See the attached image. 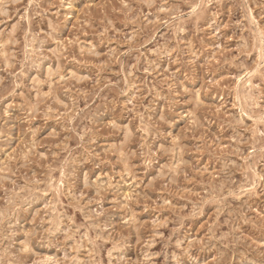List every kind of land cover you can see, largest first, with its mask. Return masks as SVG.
I'll return each instance as SVG.
<instances>
[{
    "label": "clouds",
    "instance_id": "obj_1",
    "mask_svg": "<svg viewBox=\"0 0 264 264\" xmlns=\"http://www.w3.org/2000/svg\"><path fill=\"white\" fill-rule=\"evenodd\" d=\"M184 2L188 13L166 9L168 0H0V264H39L37 245L59 249L68 241L74 252L90 247L88 264H103L105 242L112 244L108 264L125 246L139 255L119 264H264V71L251 83L264 69V24L251 16L250 0H242L248 36L232 50L237 54L214 53L200 63V49L181 33L203 0ZM251 2L264 21V0ZM162 27L168 32L158 39ZM85 34L93 39H83ZM48 42L55 45L49 53L37 47ZM253 53L251 63L240 59ZM66 61L74 63L68 67ZM217 74L239 109V118L227 121L233 136L224 150L201 122L203 113L216 114L202 97L216 86ZM241 74L244 83L234 89ZM220 103L227 110L228 101ZM201 152L209 156L207 166L199 163ZM188 153L197 154L192 163L185 160ZM106 163L112 166L106 181L89 183V171ZM32 165L46 166L45 178L33 180ZM78 169L85 190L96 189L95 199L78 211L113 192L116 176L127 184L132 195L122 192L112 201L125 213L119 233L93 234L101 213L85 214L77 224L66 211H51L58 196L68 200V209L84 200L72 191ZM53 173L59 178L53 180ZM237 173L241 180L233 178ZM150 192L161 195L152 199ZM44 193L55 204L37 212L31 227L11 223ZM137 203L143 212L167 214L141 222ZM133 232L135 245H125Z\"/></svg>",
    "mask_w": 264,
    "mask_h": 264
},
{
    "label": "rangeland",
    "instance_id": "obj_2",
    "mask_svg": "<svg viewBox=\"0 0 264 264\" xmlns=\"http://www.w3.org/2000/svg\"><path fill=\"white\" fill-rule=\"evenodd\" d=\"M158 4L163 3V0H157ZM115 7L116 4L114 3ZM135 6V5H133ZM166 9H175L179 8V10L183 13H188L192 9L189 3H185L184 0H168V3L163 4ZM123 7V5H120ZM249 7L252 9L251 16L257 20L258 23L264 24V21L260 20V8L251 2H249ZM144 11L147 13V8H144ZM244 14L245 9L242 4V0H203V7L196 9L195 13L190 18H186L184 24L182 25L185 29L181 36L191 38L193 44L196 45L197 48L200 49L202 55H200V63H203L206 59H211L214 53H223L224 56H232L237 53L232 50L239 47L243 44V40L240 39L241 36L247 38L248 33L245 31V23L244 22ZM19 15H23V9L21 8V12ZM19 15L8 21V24H14L16 19H19ZM116 15H120L119 12ZM162 16L164 14H161ZM152 19V17H150ZM209 25H212L209 27ZM121 25L117 24V28L119 29ZM129 28H132L133 25H129ZM46 30V29H45ZM165 32H168L166 27H162L159 32H157V38L159 39ZM60 35L66 38L69 42V45L72 43V37L67 35L62 29ZM83 39L91 41L93 38L85 34ZM114 46V45H113ZM149 47L151 45H148ZM37 47H42L45 53H49L55 45L52 42H48L44 45L38 44ZM106 46H101L97 49V51H103ZM78 51V50H77ZM257 58V54L253 53L251 57L241 56V60H248L251 63L253 60ZM219 62V57L217 60V65ZM49 62L45 61V66H47ZM74 61H66L68 67L72 66ZM264 69H258L257 74L252 77L251 83L259 82V74ZM235 72V69L233 70ZM32 76L35 75L33 72ZM203 76V72L200 73ZM208 76H211V73H208ZM246 77L241 74L240 79H236L233 83V88H237L244 83V79ZM221 77L217 74V84L215 87H209L206 91V95L202 97L206 104L213 106L217 111L215 115L211 113H203L201 122L204 124V128L209 133L210 139H221L223 143H221V150L226 149L227 144L230 142V138L233 136V128L227 126V121H229L233 116H237L239 118L238 113L239 109L234 107V95L229 97L227 95L229 89L223 87V84L220 83ZM203 83V80L200 81ZM228 101L227 110L224 106L221 105V100ZM206 117V119H204ZM243 122L245 125H251L253 123L252 120H249L247 116L243 118ZM39 123V122H38ZM53 122H49L48 127H52ZM224 128V131L221 132V128ZM264 130V128H262ZM241 134L246 137L250 135L249 133H244L243 129H239ZM18 143V140H17ZM192 142L185 141L187 146H191ZM16 144H13L15 147ZM37 151L43 152V149H36ZM100 150V149H98ZM47 155V153H45ZM197 154L188 153L185 155V160L188 163H192L193 158ZM200 156V165L207 166L209 161V156L207 153L201 152L198 154ZM232 159H238L233 157ZM163 163V160L161 161ZM215 164V161H213ZM90 166H84L85 170ZM117 171L120 170V167L117 166ZM215 169L211 166L208 167V171L212 172ZM112 166L110 164H103L100 167L94 168L88 173L89 183L95 184H103L107 176L111 174ZM32 172H35V175H32ZM47 173V167L41 168L39 165H32V171L29 172V176L32 177L35 181H41L42 178H45V174ZM151 174V172L149 173ZM59 178V173H53L52 179L56 180ZM236 180H241L242 177L240 173H237L234 177ZM120 181V177L116 176L113 181L115 184V189L113 192H109L106 196L101 197L99 203H92L84 208L83 211H78L77 209L83 205V203L89 199H95V188H89L85 190L84 188V172L82 170H77L75 175L72 178V191L73 195L79 197L82 193L84 195V200H80L78 202H74L76 206L68 209L66 206L68 204V200L64 196H58L60 204H56L55 208L51 209L53 213L66 211L68 214L72 215L75 222L77 224L82 223L86 219V215L90 217L93 213H101L98 221H95V233H101L105 237L108 233L115 232L119 233V226L123 222L125 218V213L121 211L117 207H113L112 201L115 200L120 193H128V195H132L131 192L128 191L127 184ZM147 183V180L145 181ZM191 182V181H190ZM62 188H66V185L61 183ZM143 195V193H141ZM159 195L158 192H150L149 196L152 199H156ZM0 197H3V191L0 190ZM178 199H182L179 198ZM47 201V204L45 203ZM55 204V201L52 199V195L50 193H44L43 198L41 199L39 196L34 197L32 200L31 207L25 212L21 209L16 216L12 217L11 223H15L17 220L20 224L25 225V227H31V220L36 217L37 212L43 214L44 211L49 210V206ZM136 210L140 213L138 219L141 222L150 221L156 215H160L163 218L167 213H155L152 210L149 212L141 211L142 205L137 203L135 204ZM7 212V209L3 210ZM2 218V217H0ZM67 223V221H65ZM201 225V229H202ZM162 231H165L162 229ZM147 238L146 235L144 237ZM19 239V238H18ZM137 240V236L135 232L131 234L129 239L125 241V245H135ZM72 241H68L66 246L63 248L56 247H46L42 245H37L36 248L33 249L36 258L38 259L39 264H88L90 261V257L88 255L91 250L90 247L82 248L78 252H74L72 248ZM160 245H156L152 251H159ZM112 249V244L109 242H105L103 250L99 254V258L103 261V264H108V251ZM139 255L138 250L135 247H122L118 248L117 251L112 253V261L113 264H119L121 258L126 260H134Z\"/></svg>",
    "mask_w": 264,
    "mask_h": 264
}]
</instances>
